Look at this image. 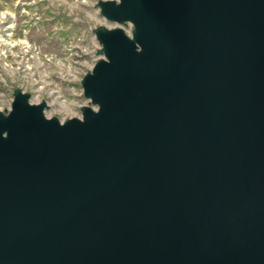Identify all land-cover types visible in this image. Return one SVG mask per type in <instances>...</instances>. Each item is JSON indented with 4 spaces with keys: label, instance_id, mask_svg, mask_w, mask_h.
I'll list each match as a JSON object with an SVG mask.
<instances>
[{
    "label": "water",
    "instance_id": "95a60500",
    "mask_svg": "<svg viewBox=\"0 0 264 264\" xmlns=\"http://www.w3.org/2000/svg\"><path fill=\"white\" fill-rule=\"evenodd\" d=\"M92 106L0 111V264H264V0H102Z\"/></svg>",
    "mask_w": 264,
    "mask_h": 264
},
{
    "label": "rangeland",
    "instance_id": "374dc122",
    "mask_svg": "<svg viewBox=\"0 0 264 264\" xmlns=\"http://www.w3.org/2000/svg\"><path fill=\"white\" fill-rule=\"evenodd\" d=\"M99 1L0 0L1 112L9 113L18 91L33 104L46 102L47 117L62 122L92 106L82 82L103 59L96 30L114 29Z\"/></svg>",
    "mask_w": 264,
    "mask_h": 264
},
{
    "label": "built area",
    "instance_id": "2783aa9c",
    "mask_svg": "<svg viewBox=\"0 0 264 264\" xmlns=\"http://www.w3.org/2000/svg\"><path fill=\"white\" fill-rule=\"evenodd\" d=\"M103 18V17H102ZM104 19V18H103ZM105 22H107L110 26L114 27V28H117V27H122L128 34L131 33V28H129L128 25H131L130 23L126 24V25H119L117 23H114V22H110L106 19H104Z\"/></svg>",
    "mask_w": 264,
    "mask_h": 264
},
{
    "label": "bare ground",
    "instance_id": "6f19581e",
    "mask_svg": "<svg viewBox=\"0 0 264 264\" xmlns=\"http://www.w3.org/2000/svg\"><path fill=\"white\" fill-rule=\"evenodd\" d=\"M117 1V0H116ZM118 28V27H117ZM128 34V33H127Z\"/></svg>",
    "mask_w": 264,
    "mask_h": 264
}]
</instances>
